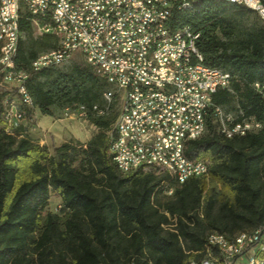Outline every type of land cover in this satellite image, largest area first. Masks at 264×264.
<instances>
[{"label": "trees", "instance_id": "1", "mask_svg": "<svg viewBox=\"0 0 264 264\" xmlns=\"http://www.w3.org/2000/svg\"><path fill=\"white\" fill-rule=\"evenodd\" d=\"M26 17L17 54L34 102L26 118L34 117L35 108L53 116L55 108L102 105L109 86L83 59L66 69L33 70V61L55 49L57 39L35 37ZM170 21L175 28L200 31L205 64L231 75V89L218 91L214 103L236 116L254 117L261 130L227 138L209 117L206 134L185 147L190 160L209 162V173L178 185L153 168L122 174L110 153L116 115L89 117L97 132L75 168L79 146L65 143L50 155L17 130L7 131L9 91L0 85V264H190L216 254L208 242L213 233L232 240L264 230V96L254 88L264 84V22L248 7L219 0H200ZM165 186L173 193L160 212ZM52 191L69 216L61 221L49 213L44 223ZM232 264L248 263L236 257Z\"/></svg>", "mask_w": 264, "mask_h": 264}, {"label": "built area", "instance_id": "2", "mask_svg": "<svg viewBox=\"0 0 264 264\" xmlns=\"http://www.w3.org/2000/svg\"><path fill=\"white\" fill-rule=\"evenodd\" d=\"M184 1L195 0H0V23H6V31H0V43H7V50L0 52V85L9 91L4 100L7 131L25 121L27 108H34L26 86L28 72L17 65L19 43L25 37L20 22L27 16L35 37L50 34L57 39L55 49L33 61L34 71L61 67L80 55L108 84L102 105L67 107L64 116L88 119L115 114L110 136L113 162L124 163L128 174L153 168L176 183L189 171L208 175L207 160L183 162L178 155L181 136L198 130L194 124L198 105H207L215 120L225 115L233 125L262 128V123L214 103L218 91L231 89L232 77L205 64L198 47L200 31L175 28L173 21H167V14L178 13ZM239 1L264 18V11L250 1ZM4 35H11V42H4ZM104 49H115V56H104ZM254 88L264 96V84ZM125 116L138 118V131L132 135L124 134ZM162 151H170L171 162H164ZM170 164H177V171H170ZM213 248L216 254L209 252L190 264H232L236 257L264 264L260 258L264 230L239 241L224 235L221 247Z\"/></svg>", "mask_w": 264, "mask_h": 264}, {"label": "rangeland", "instance_id": "3", "mask_svg": "<svg viewBox=\"0 0 264 264\" xmlns=\"http://www.w3.org/2000/svg\"><path fill=\"white\" fill-rule=\"evenodd\" d=\"M76 59H81L80 55H75L74 58L67 64L61 66V69H66ZM5 88V85H1ZM7 89V88H5ZM23 136L29 137L35 143L40 144L42 147H46L53 155L54 148L59 147L65 143H69L80 147V155L73 163V167L80 168L82 160L81 151L83 146L91 139V137L97 132L96 127L91 124L87 119L69 118L64 116V109L55 108L54 114L44 115L37 108L34 109V117L30 119L28 116L18 127L14 128ZM173 191L170 193V189L166 186L164 190L159 194V203L157 204L160 212H164L166 204L170 202ZM57 215L61 221H65L69 216V211L66 210L62 204V200L55 192H51V198L48 205L43 210L42 219L45 223L47 214ZM170 221L174 219L170 217ZM168 228L173 227L168 225Z\"/></svg>", "mask_w": 264, "mask_h": 264}, {"label": "bare ground", "instance_id": "4", "mask_svg": "<svg viewBox=\"0 0 264 264\" xmlns=\"http://www.w3.org/2000/svg\"><path fill=\"white\" fill-rule=\"evenodd\" d=\"M200 0L195 1H184V6L182 8H179V12H184L193 9ZM228 2L230 4H236L240 6L248 7L252 10H254L258 16L262 19L264 22V18L259 14V10L254 9L246 2H240L239 0H219ZM250 1L251 4H254L258 7V9L264 11V5L262 4V1L260 0H246ZM173 14H167V21L171 20V17ZM0 31H6V23H0ZM4 42H11V35H4ZM7 50V43H0V52H5ZM104 56H115V49H104ZM210 117V109L207 107V105H198V109L196 114H194V124H198V130L194 132L193 134H183L181 136V142L180 146L178 147V155L179 158L183 162H195L197 160H190L185 155V147L187 141L196 140L200 137H202L207 132V121L209 122L208 118ZM216 122L218 125V129L222 130L223 132L227 133V138H235V137H244L249 134L258 133L261 128L258 126H253V124H238L233 125L232 123H228V117L225 115H218L216 117ZM123 124H124V134L125 135H132V131H138V118H132V116H125L123 117ZM162 158L164 162H171V154L170 151H162ZM117 169L122 174H128V168L124 166V163L121 162H114ZM170 171H177V164H170ZM203 176V170H193L188 172V177H182L177 179V184L181 185L190 180L191 178H198ZM259 230V229H258ZM258 230L252 232V233H241L237 235L232 241H239L243 238L247 237H253L256 233H258ZM221 237H224V235L219 233H213L208 237V242L210 245H213L215 247H221Z\"/></svg>", "mask_w": 264, "mask_h": 264}]
</instances>
